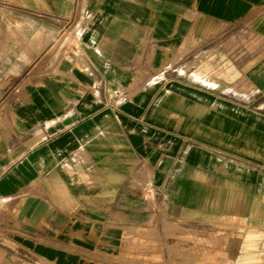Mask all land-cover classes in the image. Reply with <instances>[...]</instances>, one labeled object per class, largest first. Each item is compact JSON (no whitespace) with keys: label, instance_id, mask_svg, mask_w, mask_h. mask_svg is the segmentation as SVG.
Segmentation results:
<instances>
[{"label":"crops","instance_id":"1","mask_svg":"<svg viewBox=\"0 0 264 264\" xmlns=\"http://www.w3.org/2000/svg\"><path fill=\"white\" fill-rule=\"evenodd\" d=\"M0 201V264H264V0H0Z\"/></svg>","mask_w":264,"mask_h":264},{"label":"built area","instance_id":"2","mask_svg":"<svg viewBox=\"0 0 264 264\" xmlns=\"http://www.w3.org/2000/svg\"><path fill=\"white\" fill-rule=\"evenodd\" d=\"M65 46L64 48L69 50V49H73L74 51H78L80 49V44L78 42V40L74 37H70L68 39L65 40ZM2 203L0 201V207H2Z\"/></svg>","mask_w":264,"mask_h":264}]
</instances>
